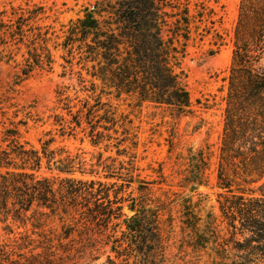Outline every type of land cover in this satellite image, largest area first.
Instances as JSON below:
<instances>
[{"label":"trees","instance_id":"16d2710c","mask_svg":"<svg viewBox=\"0 0 264 264\" xmlns=\"http://www.w3.org/2000/svg\"><path fill=\"white\" fill-rule=\"evenodd\" d=\"M170 2L101 0L98 7L88 11L85 17L69 23L62 46L71 57L77 55L84 64L91 79L80 81L85 91L92 92L90 99L95 101L91 104L88 99L80 100L74 112L69 98L58 92L59 102L64 104L62 110L70 117L67 120L56 116L58 125L73 133L85 124L87 127L83 131L89 130L88 137L95 146L110 138L105 132H117L119 122L111 106L102 103V95L134 98L140 106L166 107L178 116L192 112L186 75L181 68L189 41L190 11L187 7L181 10L180 1L177 5ZM167 7L177 9L181 17L170 15L165 11ZM42 12L39 7L0 12V44L4 51H8L4 58L16 63L13 51L17 50L16 54H19L23 48L25 50L22 61L15 66L19 80L53 68L54 58L48 47L50 28L40 25L45 20V17H39ZM103 14L110 17H103ZM232 43L234 49L224 99L226 107L218 176V188L229 197H225L220 208L235 233L240 230L243 234H250L247 249L262 253L264 182L259 189L260 197L246 198L245 190L238 188L235 191V181L225 178L224 167H241L243 175L248 178L243 179L247 185L264 180V66L261 65L264 57V0H241ZM86 83H90V90ZM99 89L101 95L95 96ZM51 143V140L46 141L41 150H37L28 148V143H20L17 131H7L0 137V215L5 221L11 217L24 225L34 219L32 226L35 229H39L45 218H58L64 231L56 237L58 245L54 244L56 238L46 235H38L39 240L25 235L9 242L0 241V264L5 261L22 264L23 259L28 264H51L55 254L58 255L57 251L69 252L63 241H69V246L76 242L72 237L75 228L104 227L108 230L113 220L123 216L121 199L110 197V189L116 184L108 187L98 180L73 178L77 171L86 174V163L70 154L55 160L56 152L49 149ZM194 156V171L184 183L202 185L209 163L204 150ZM44 160L49 171L67 176L38 175ZM100 166L92 165L89 174L97 175L94 168ZM105 168L111 170L109 166ZM115 176V172H110L106 178ZM131 180L124 182L129 185ZM132 202L130 210L134 215L123 221L125 230L121 232V238L113 241L112 251L117 258L141 256L144 264H158L164 259L165 249L164 229L159 217L154 209L147 208L146 201L132 199ZM187 210L185 228L198 231L195 214L191 209ZM211 224L207 223L206 229ZM87 240L92 239L88 237ZM252 243L259 246L252 247ZM14 256L18 259H13ZM108 263L118 264L111 258Z\"/></svg>","mask_w":264,"mask_h":264},{"label":"rangeland","instance_id":"374dc122","mask_svg":"<svg viewBox=\"0 0 264 264\" xmlns=\"http://www.w3.org/2000/svg\"><path fill=\"white\" fill-rule=\"evenodd\" d=\"M169 1L174 5L180 1V9L187 7L190 11L189 41L181 68L186 75L192 112L178 116L166 107L140 106L134 98L102 95V103L111 106L119 123L117 132H105L110 138L95 146L88 137L89 130L83 131L87 127L85 124L72 133L56 123V116L70 120L62 110L64 104L59 102L58 92L69 98L74 112L80 100L88 99L94 104L95 99H90L92 92L85 91L80 81L91 79L84 64L77 55L71 57L62 44L69 23L85 17L101 0H0V12L10 13L12 8L26 11L42 8L39 17H45V20L40 25L50 28L48 47L54 58L51 71L36 72L26 80H19L15 66L22 61L24 48L19 54H16L17 50L13 51L16 55L14 63L4 58L8 51L0 44V137L7 131H17L20 143H28V148L37 150L51 140L49 149L56 152L55 160L70 154L86 163V174L77 171L73 178L98 180L108 187L116 184L110 189V197L121 199V219L113 220L108 230L104 227L75 228L72 237L76 242L69 246V241H63L69 252L57 251L51 264H109V258L118 264H144L141 256L117 258L112 251L113 241L121 238V232L125 230L123 221L134 215L130 210L132 199L146 201L147 208L155 210L164 229V259L158 264H264V252L247 249L250 234L240 230L235 233L229 227L220 208L229 195L218 188L224 99L228 92L227 79L234 49L232 39L241 0ZM165 11L173 17H181L177 9L167 7ZM261 65L264 66V57ZM86 85L90 90V83ZM94 95H101L100 89ZM126 138V142L120 143ZM200 150L205 151L209 163L203 175L204 182L187 185L184 179L194 171V155ZM99 164L100 167L94 168L98 174H89L91 166ZM107 166L111 170L106 169ZM110 172H115L116 176L106 178ZM38 175L67 176L49 171L46 160ZM224 176L235 181V191L238 188L245 190L246 198L260 197L259 189L264 180L247 185L243 179L248 178L241 167L231 165L224 167ZM126 180L131 183L128 185ZM249 191H254V195ZM188 208L195 214L198 231L185 228L183 224ZM33 221L30 219L24 225L11 217L5 221L0 215V241L9 242L25 235L33 240H39L38 235L56 238L64 232L58 218H45L39 229L32 226ZM207 223L212 224L206 229ZM88 237L92 240L88 241ZM54 244H59L57 238ZM258 246L252 243V247ZM13 259L18 258L14 256ZM24 261L22 264H28Z\"/></svg>","mask_w":264,"mask_h":264}]
</instances>
